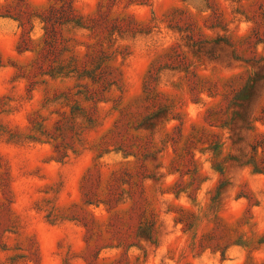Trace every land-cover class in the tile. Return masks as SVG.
<instances>
[{"label":"rangeland","instance_id":"obj_1","mask_svg":"<svg viewBox=\"0 0 264 264\" xmlns=\"http://www.w3.org/2000/svg\"><path fill=\"white\" fill-rule=\"evenodd\" d=\"M124 252L264 264V0H0V264Z\"/></svg>","mask_w":264,"mask_h":264},{"label":"trees","instance_id":"obj_2","mask_svg":"<svg viewBox=\"0 0 264 264\" xmlns=\"http://www.w3.org/2000/svg\"><path fill=\"white\" fill-rule=\"evenodd\" d=\"M67 22L70 23L71 25L82 26V21L80 18H71V19H68ZM91 28H94V27L92 26ZM79 74H80V77H84L88 79L91 78L92 80H95V79L97 80L98 78H100V75H96L92 70L86 71V69H83L81 72H79ZM87 120L92 123L95 119L91 117V118H87ZM81 128H83V126ZM121 146L119 147L120 149L123 148ZM115 181L116 182L118 181L116 177H115ZM113 185H116V183H113ZM140 223H141V225H139V231H141L140 235L143 236L144 238L148 236L147 237L148 239H152L151 233L155 230L156 222L153 219H149V220L145 219V221L142 220L140 221ZM123 255H126V253L124 252ZM127 260H128V256L126 258L120 259V261L117 264H124Z\"/></svg>","mask_w":264,"mask_h":264}]
</instances>
